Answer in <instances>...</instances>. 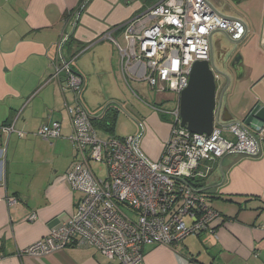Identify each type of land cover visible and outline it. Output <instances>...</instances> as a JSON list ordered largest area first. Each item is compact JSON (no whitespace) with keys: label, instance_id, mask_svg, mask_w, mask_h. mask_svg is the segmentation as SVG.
Here are the masks:
<instances>
[{"label":"crops","instance_id":"1","mask_svg":"<svg viewBox=\"0 0 264 264\" xmlns=\"http://www.w3.org/2000/svg\"><path fill=\"white\" fill-rule=\"evenodd\" d=\"M157 1L0 0V264H104V256L91 248L66 247L37 256L21 253L47 235L60 217L72 215L80 197L66 180L76 155L68 139L67 107L75 106L76 99L62 76L48 75L50 64L59 54L68 60L76 56L71 67L84 78L80 102L89 114L91 100L115 107L112 102H119L127 79L116 48L99 36ZM227 2L230 11L218 9L247 26L236 49L244 82L225 100L226 115L240 121L251 109L264 107V0ZM65 16H70L67 23ZM112 36L124 45L121 31ZM93 78L98 86L90 89ZM141 118L136 119L137 132L128 136H137L142 122L140 148L156 161L166 127L156 117L149 122ZM51 120L60 123V135L42 139L37 130ZM10 124L14 130L8 132L3 126ZM101 125H93L99 138L119 137L114 128ZM211 179L210 193L227 197L222 204L213 201L220 213L213 231L186 236L176 249L148 245L144 264H264V140L254 157L222 158ZM8 197L17 203L8 204ZM32 212L36 218L29 220Z\"/></svg>","mask_w":264,"mask_h":264},{"label":"built area","instance_id":"2","mask_svg":"<svg viewBox=\"0 0 264 264\" xmlns=\"http://www.w3.org/2000/svg\"><path fill=\"white\" fill-rule=\"evenodd\" d=\"M74 15L66 18L76 17ZM224 30L232 39L245 34L241 19L213 11L205 0H158L154 5L100 35L116 48L129 81L146 82L155 93L171 92L175 101L161 112L169 117V136L158 160L140 148L144 131L138 122L137 136H97L88 110L80 102L84 78L71 70L72 59L59 54L51 62L54 74L66 72L67 87L76 105L67 107L70 120L68 139L76 155L66 172L70 188L80 197L72 215L59 218L47 235L21 253L43 255L66 247L91 248L105 258L104 264H144V248L163 245L176 249L189 235L213 231L220 213L206 202L219 162L228 155L254 157L264 140V123L254 118L253 108L241 124L214 125L210 134H197L180 125L179 97L187 87L194 62L209 60L208 36ZM121 31L125 43L112 36ZM67 35L61 37V48ZM8 132L13 124L3 126ZM37 135L53 140L60 135V123L51 120ZM91 162L105 167L98 176ZM8 197L10 205L17 203ZM32 212L29 220H34Z\"/></svg>","mask_w":264,"mask_h":264},{"label":"water","instance_id":"3","mask_svg":"<svg viewBox=\"0 0 264 264\" xmlns=\"http://www.w3.org/2000/svg\"><path fill=\"white\" fill-rule=\"evenodd\" d=\"M205 1L218 14L236 18L218 9L223 7L224 10L230 11L231 5L227 0ZM244 25L245 34L240 39H232L224 30L211 32L208 36L209 60L193 63L188 85L179 97L180 125L188 131L197 134H210L214 125L223 127L234 123L241 124L239 121H234L230 115H226L228 110L223 105V99L232 79H238V74L240 75L242 72L240 54L236 49L246 35L247 26L245 23ZM214 34H219L220 37L214 40ZM71 70L75 72L72 67ZM53 74L54 70L50 68L48 75L52 76ZM59 76H62L63 82H66L65 71H60ZM221 79L224 81L223 83L222 81L218 82ZM112 104L116 106L117 112L123 110L119 102L114 101ZM107 106L108 104L102 106L96 116H90L95 118L103 116ZM254 118L264 123V107L257 106Z\"/></svg>","mask_w":264,"mask_h":264},{"label":"rangeland","instance_id":"4","mask_svg":"<svg viewBox=\"0 0 264 264\" xmlns=\"http://www.w3.org/2000/svg\"><path fill=\"white\" fill-rule=\"evenodd\" d=\"M121 42L122 40L119 39ZM73 61V60H72ZM241 72V71H240ZM242 75V72L240 75L238 74V79H232L231 83L228 86V89L225 92L224 99H223V105L225 106V100L227 96L234 90L236 87L237 90H239V86L243 84L244 80L240 77ZM94 80V78L92 79ZM236 80V81H235ZM219 80L218 82H221ZM98 81L94 80L91 86L89 87L90 89L93 87H97ZM124 84V83H123ZM125 88L123 87L121 89V94H119V103L121 104L123 110H120L119 113L116 115L115 122H114V129L116 132V135L119 137H126L128 135H134L137 131L136 129V119L146 116L144 122L148 121L151 117H156L158 121L162 125L166 127V139L169 136V130H170V125L168 122L169 117L164 115L161 110L162 109H168L171 107L172 103L175 101V95L171 92H164V93H155L151 91L149 86H147L146 82L142 81H129V87L124 84ZM91 103H87L88 109L91 110L92 114H96L99 108L104 105L101 103L99 106H97V101L96 100H91ZM151 113V114H150ZM149 114V116H147ZM143 115V116H142ZM160 117V118H159ZM140 119V120H141ZM156 119V120H157ZM145 124V123H144ZM143 136V135H142ZM141 136V141L144 138V136ZM91 167L93 171L100 177L105 176V167L101 163H93L91 162ZM216 171V170H215ZM210 182L212 179L209 180ZM207 182V186H214L212 184L213 182ZM215 190H218V187H215ZM207 199L206 202L208 203L209 206L214 208L219 212V210L214 206V204H222V200L225 201L227 198L224 195L219 194L218 192L215 194L214 193H207ZM215 198V199H213ZM214 201V204H213Z\"/></svg>","mask_w":264,"mask_h":264},{"label":"trees","instance_id":"5","mask_svg":"<svg viewBox=\"0 0 264 264\" xmlns=\"http://www.w3.org/2000/svg\"><path fill=\"white\" fill-rule=\"evenodd\" d=\"M79 51H80V49L78 50V52ZM118 113L119 112H117L116 106L114 107V106L108 104L107 110L103 116L98 117L96 119H94L95 117H92L91 120H92V123H94L93 125H95L96 123L102 124L101 126L106 127L107 129L113 130L115 118H116V115Z\"/></svg>","mask_w":264,"mask_h":264},{"label":"flooded vegetation","instance_id":"6","mask_svg":"<svg viewBox=\"0 0 264 264\" xmlns=\"http://www.w3.org/2000/svg\"><path fill=\"white\" fill-rule=\"evenodd\" d=\"M224 81H222V83H223Z\"/></svg>","mask_w":264,"mask_h":264}]
</instances>
